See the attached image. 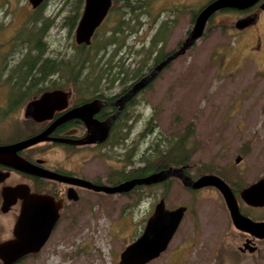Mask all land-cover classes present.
<instances>
[{
  "label": "rangeland",
  "instance_id": "374dc122",
  "mask_svg": "<svg viewBox=\"0 0 264 264\" xmlns=\"http://www.w3.org/2000/svg\"><path fill=\"white\" fill-rule=\"evenodd\" d=\"M210 1L112 0L84 46L75 30L85 0H44L36 15L29 0H0V83L24 76L35 93L62 89L75 101L118 95L180 48ZM241 15L215 13L191 48L136 94L103 146L84 150L85 160L74 158L67 167L106 184L162 170L183 149L178 159L189 176L221 177L241 212L264 221V208H250L239 197L264 179V51L253 48L257 35L264 43V12L258 32L237 31ZM4 109L0 121L9 113ZM62 156L60 149L42 154L49 164L64 165ZM161 199L167 209L187 211L166 251L148 264H264V240L255 252L240 251L245 236L233 227L216 189L192 192L176 179L127 195L82 192L41 253L47 256L17 264H119Z\"/></svg>",
  "mask_w": 264,
  "mask_h": 264
},
{
  "label": "water",
  "instance_id": "95a60500",
  "mask_svg": "<svg viewBox=\"0 0 264 264\" xmlns=\"http://www.w3.org/2000/svg\"><path fill=\"white\" fill-rule=\"evenodd\" d=\"M44 0H29L32 8H37ZM259 0H211L204 5L195 17L192 28L188 36L182 42L180 48L171 55L164 58L153 69L132 84L129 90L119 97L114 103L122 108L129 100L136 96L140 91L146 89L157 76L175 59L184 55L191 46L203 35L205 26L212 15L221 9L236 8L246 9ZM112 5V0H85L81 17L75 30V40L78 44H89L95 30L104 20ZM251 20L239 19L235 26L237 28L245 27ZM69 94L63 90L54 89L44 92L38 100L30 102L26 106V115L34 120L42 121L44 117H51V114L67 107ZM106 103L101 100H92L78 108H74L59 118L54 126H58L68 120H82L89 130V134L78 145H91L103 143L107 137L109 129L115 120L118 112L112 118L103 123L92 119V116ZM88 115V118L86 116ZM39 116H43L39 118ZM46 131L40 135L34 136L11 147H0V156L14 152L16 149L27 148L45 141L60 142L59 139H49ZM15 149V150H14ZM10 155V154H9ZM20 167L23 166L26 172L32 169V166L22 160H17ZM239 158L236 159V163ZM16 163V165H17ZM15 165V166H16ZM45 171V176L49 178H60L67 183L91 189L97 192H103L107 195L123 194L136 187L152 186L162 183L170 177L179 178L183 186L192 191H199L205 188L216 189L223 198L226 208L234 228L240 232H245L256 239L264 240V221L254 222L241 214L236 195L229 185L220 177L213 174H206L197 179H191L184 174L182 168H165L153 172L147 176L133 178L121 182L115 186H95L92 183L76 178H64ZM69 198L76 200L74 191L69 190ZM17 196V189L12 190L7 197ZM72 196V197H71ZM239 197L244 204L253 208H264V179L250 184L242 189ZM24 205L21 210L19 222L16 224L13 232L14 240L5 244H0V261L2 264H14L20 258L37 253L49 238L53 228L59 219L61 205L55 204L53 197L46 195H37L29 192L25 187ZM187 211L185 206H179L175 209H167L164 200H160L154 207L152 215L147 219L142 234L132 243H130L120 254L119 264H148L157 259L168 248L173 236L178 230L184 215ZM23 225V226H22ZM21 227V228H20ZM244 246H247L245 244ZM250 250L249 252H251Z\"/></svg>",
  "mask_w": 264,
  "mask_h": 264
},
{
  "label": "flooded vegetation",
  "instance_id": "af4514ba",
  "mask_svg": "<svg viewBox=\"0 0 264 264\" xmlns=\"http://www.w3.org/2000/svg\"><path fill=\"white\" fill-rule=\"evenodd\" d=\"M33 9H36V8H33ZM110 9L108 10V13L105 16L104 20L109 15ZM217 12H220V13L221 12L223 13L240 12L242 15L239 18H237L234 22V27L236 28V30L239 32H247V33H250L251 30H256L258 32L259 18H260L261 13L264 12V0H259L257 3H255L254 5L246 9L240 10L236 8H226V9L218 10L215 13ZM239 19H250L251 21L245 27L237 28L235 26V23ZM94 34L91 37V41H92ZM89 44L87 45L82 44V45L89 46ZM253 48H254V51L257 53H261L264 51V43L262 41L261 36H258V35L256 36ZM169 66L170 64L164 70H166ZM152 69H150L149 72ZM30 71L31 70L28 69L26 71V74L28 75ZM129 88H127L125 92L120 93L118 95L96 96L93 98L81 99L78 101L73 100L70 97V93L67 92L69 94V97H68V104L66 108L54 111L51 114L50 118L46 116V118L44 117V120L37 121V120H34L32 117L26 115V106L30 102L38 100L40 96L44 92H46V90L41 91V92L37 91V93H35L34 91H32L34 90V87L29 86L28 83L25 82L24 76L18 82L5 81L3 83H0V90H4L3 92H5L3 94L5 95V97L3 98V103L0 105V109L3 108V106H5L4 110L9 112L7 114V118L9 117L11 118L10 123H8L7 118L4 121H0V147H11V146L18 145L21 142L27 139H30L34 136L40 135L46 131H49L46 136L47 138L61 140L60 142L45 141V142H41L36 145L27 147V148L16 149V150L14 149L15 150L14 152L10 151L9 153L10 155L5 154L4 156H0V244H5V243H8L9 241L14 240V236H13L14 228L16 224H18L19 222L21 210L24 205L23 200H24L25 187H27L29 192L32 194L46 195V196L53 197L56 202L55 204L59 202L61 205V209L59 211V215H60L59 219L55 227L53 228L49 238L45 242V244L40 248V250L37 253L26 255L20 258L19 260H17L14 264L22 263L25 260L33 259L35 257H38L39 260H42L44 257L47 256L45 255V253H43L42 255L41 253L46 247L49 248L48 245L51 242L52 235L55 232V229L58 226L59 222L65 216L70 217L72 215L73 205L78 204V202L80 201V194L82 192L96 195L98 198L109 196L103 192H97L91 189L82 188V187L73 185L71 183H67V181H63L60 178H49L45 176L44 170L49 171L53 174H56L64 178L82 179V180L92 183L95 186H115L121 182L130 180L133 178H137V176L136 177H123L122 179H117V181H112V182L105 184L100 181H96V180L94 181V180L88 179L83 174L82 168H80L79 171H74L67 167V164L71 163L72 159L74 158L77 160L79 157L82 161H84L85 160V157L83 156L84 150H87L89 148L91 149L99 148L103 146V144L108 140V138L111 136V133L116 128L119 119H121V117L124 116L126 108L129 105H131L135 99V97H133L122 108L114 104L119 99L120 96H122L129 90ZM51 90H54V89H51ZM51 90H48V91H51ZM92 100H101L106 103L98 110L97 113H95L92 116V119L99 123H103L105 121L110 120L113 115H115L118 111L119 112L109 129L107 139L103 143H100V144L95 143L91 145H78L77 143L83 140L89 134L88 126L82 120L72 119L58 126H54V124L59 118L64 116L70 110L74 108H78L86 103L91 102ZM42 117L43 116L41 117L39 116V118H42ZM86 118H88V115L86 116ZM26 122L28 123L27 125H26ZM25 127H27L29 130L25 131ZM8 130L11 132L8 133L9 132ZM56 149H60V151L62 152L63 156L61 160L62 162H64V165L56 164V161L53 162L54 164L53 163L49 164L45 159L42 158V154H49L55 151ZM17 160H22L23 162L30 164L32 166V169L29 172H26L25 169H23V166L20 167V164L16 162ZM239 162H240V159H239ZM169 167L182 168L184 171V174L189 176V173L186 170L187 167L185 164L184 165H169V166H166L165 168H169ZM156 171L158 170H155V172ZM149 174L142 175L139 177L147 176ZM189 177L193 179L191 176ZM171 179L178 180L183 186L182 181L176 177H170L166 181L159 183V185H163L169 182V180ZM156 185L147 186V187H153ZM141 187H146V186H141ZM137 188L138 187L132 189L131 191L127 193H123L122 195H127ZM14 189H17V196H13L10 198L7 197V195ZM70 189L74 191V196L76 197L75 201L69 198ZM187 189L190 190V188H187ZM192 192H195V191H192ZM234 194L236 195L235 192ZM117 195H121V194H117ZM161 200H164V199H161ZM250 208H253V207H250ZM254 209H262V208H254ZM240 212H241V209H240ZM241 214L248 217L242 212ZM248 218L254 222H263L259 220L258 221L253 220L250 217ZM240 233H242L245 236L244 245L247 244V246L243 245L240 251L241 252H243L244 250H247L248 252L250 250H252L251 252L257 251L258 250L257 244L263 240L256 239L252 235L245 233V232H240ZM138 237H136L133 241H135ZM0 264H2L1 261H0Z\"/></svg>",
  "mask_w": 264,
  "mask_h": 264
},
{
  "label": "trees",
  "instance_id": "16d2710c",
  "mask_svg": "<svg viewBox=\"0 0 264 264\" xmlns=\"http://www.w3.org/2000/svg\"><path fill=\"white\" fill-rule=\"evenodd\" d=\"M38 11H39V9H37V10H36V9L33 10V15H36ZM35 13H36V14H35ZM36 20H37V16L35 17L34 22H35ZM37 61H38V60H37ZM37 61H35L33 64L30 65L29 70H31L32 67L36 66L35 63H37ZM24 64H25V62H24ZM22 66L24 67V65H22ZM181 151H183V149H180L179 151H176L174 154H171L170 157L172 156V158L167 159V163H166V165H164V166H160L159 169L164 168V167L169 166V165H184V164H185L184 161L180 162L179 159H178L179 156H180L179 153H181ZM156 170H157V169H156Z\"/></svg>",
  "mask_w": 264,
  "mask_h": 264
}]
</instances>
